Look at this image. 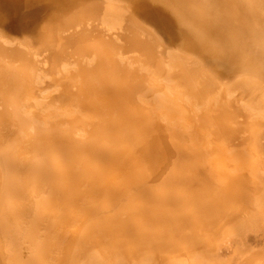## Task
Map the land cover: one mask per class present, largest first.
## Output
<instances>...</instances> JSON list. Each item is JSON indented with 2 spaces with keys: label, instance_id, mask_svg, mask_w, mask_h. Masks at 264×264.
Listing matches in <instances>:
<instances>
[{
  "label": "bare ground",
  "instance_id": "bare-ground-1",
  "mask_svg": "<svg viewBox=\"0 0 264 264\" xmlns=\"http://www.w3.org/2000/svg\"><path fill=\"white\" fill-rule=\"evenodd\" d=\"M228 2L233 53L219 63L234 67L217 78L204 73L198 57L163 47L139 24L140 18L111 1L38 0L39 10L49 17L20 39L29 51L15 49L18 40L0 35V264H83L95 253L108 264H144L146 254L155 264H169L166 258L175 255L196 264L197 246L206 253L216 251L217 234L233 224L240 235L253 231L256 237L261 230L256 239L264 241V212L256 220L254 216V207L264 205V184L258 186L250 170L256 165L250 158L254 145L263 137L258 128L249 134L250 117L235 104L216 106L208 119L187 123L181 115L173 120L172 125L183 124L189 138L171 126L164 136L160 133L158 116L165 119L182 108L183 86L203 91L197 101L210 109L212 94L224 98L239 86L248 89L250 105L262 103L264 0ZM137 11L136 16L147 15ZM169 25L170 33H176ZM91 29L103 46L109 40L102 39L104 34L116 38L112 32L128 42L123 52L131 50L134 68L124 60L126 54H120L121 60L99 43L89 47L95 58L83 60L81 49L89 48L80 41ZM189 32L196 41L204 38L198 20H192ZM68 39L77 45L69 49ZM113 61L131 89L123 87ZM146 62L160 78L142 68ZM70 69L76 70L69 75ZM91 72H102L114 108H103L97 95H89L95 88L87 84ZM223 77L231 81L225 84ZM165 80L175 87L172 93L162 92L166 102L159 95ZM208 81H216L215 88L209 89ZM72 100L88 105L91 117L72 108ZM130 106L108 132L116 112ZM189 124L203 128L201 137L207 133L209 139L200 138L195 145ZM233 167L239 171L231 173ZM262 248L245 245L237 264H264Z\"/></svg>",
  "mask_w": 264,
  "mask_h": 264
},
{
  "label": "rangeland",
  "instance_id": "rangeland-1",
  "mask_svg": "<svg viewBox=\"0 0 264 264\" xmlns=\"http://www.w3.org/2000/svg\"><path fill=\"white\" fill-rule=\"evenodd\" d=\"M38 0H0V35L4 34L5 36H10L11 38H15L18 40V44L14 47L18 50H26L29 51V46L26 43L20 41L23 37L32 34L39 29V25L41 24V20H46L49 17V13L47 14L46 11H40L39 6L42 4H37ZM86 3H93V2H101L102 4L107 3L108 1L121 4L124 13L130 14V16H135L138 21L139 18L141 19L140 25L143 27H148L154 33V36L161 41L163 47L171 50V52H177L179 54H185L192 57H198L201 64L204 66L205 74L208 76L218 77V75H224V71H230L233 69V65L230 62L225 64H220L219 61L221 57L226 58L227 56H232L230 47L233 45L232 38L234 36V28H233V17L230 14L231 5L229 4L228 0H85ZM107 1V2H106ZM194 1V2H193ZM39 3V2H38ZM140 14L144 13L147 14L145 17H141L140 15H134V11ZM199 10L202 12V16H199ZM136 14V13H135ZM48 16V17H47ZM140 16V17H139ZM199 21V35H203L204 38L199 37V40L196 41V37L192 36L189 32V27L192 23V20ZM146 20V21H145ZM179 20L184 21V25L180 26L178 23ZM146 23H145V22ZM149 23H148V22ZM38 24V25H37ZM172 25L177 31L170 33L168 25ZM102 25V24H101ZM151 25V26H149ZM155 25V26H154ZM169 25V26H170ZM153 26V28H152ZM103 27L104 31H109V25L103 23L101 26ZM158 28V29H157ZM147 29V28H146ZM155 30V31H154ZM179 32V33H178ZM84 38L81 39V43L85 47H93V44H100L103 49H105V45L107 48L111 50H115L116 54L119 55V58L123 60L124 57H120V54L125 55V61L128 62L127 64H131L134 68V63L131 61V50L123 52L124 49H127L129 46L128 42H124L122 39H119V36L115 32H112L111 35L116 36V38H110L109 35L106 33L102 39L109 38L107 43L103 46V42L98 36L95 29H91L88 33H86ZM90 34V35H89ZM20 36V37H19ZM22 36V37H21ZM197 42V44H196ZM179 45H178V44ZM196 44V45H195ZM77 45V44H76ZM73 39L67 40V47L72 49L75 47ZM194 48H186L187 46ZM96 48V47H95ZM93 49V48H92ZM123 49V50H122ZM81 58L83 60H91L95 58V53L93 50L88 49H81ZM221 52L224 54L221 55ZM187 53V54H186ZM192 54V55H191ZM195 54V55H194ZM127 56V58H126ZM220 58V59H219ZM113 65L117 67L116 70L117 75L121 77L123 83V87H127L131 89V86L125 80L121 69L119 67V63L116 61L112 62ZM110 63V64H112ZM224 63V62H223ZM109 64V65H110ZM142 68L150 72L154 75V77L160 78L157 74L156 70L153 66L149 63H144L141 65ZM165 66L169 68L168 61L165 60ZM115 68V67H114ZM76 69H70L68 74L71 75L74 73ZM102 73V72H101ZM101 73L91 72L89 78L87 79L88 87L94 86V92L88 91L89 95L93 96L94 94L99 97L101 100V106L108 107L109 110L114 108L115 104H111L113 99L115 98L113 95L109 94L106 88V80H102L100 78ZM93 77H99L100 79H96L95 81L92 80ZM51 77L48 74L47 78ZM226 79V80H225ZM66 80H69L66 78ZM231 81V78L223 77V83L228 84ZM66 83H70L66 81ZM217 82L216 81H208L206 86L209 85V89L215 88ZM56 83H53L51 87L55 86ZM160 86L161 92L159 95L161 99H164L166 102L167 99L169 100L166 94L162 93L163 91H168L172 93L175 87L171 84V81L165 80L162 81V85ZM50 87V88H51ZM226 88L228 85L225 86ZM49 88V89H50ZM184 91L182 94L179 95L180 101H182V108L179 110H172L173 115L167 117L165 119L160 118L159 120L163 122V127L160 131L163 136L169 130L171 126L175 129L176 132L180 131V134L183 136L184 139L189 138L187 137L184 132L183 124L181 122L175 123L172 125L173 120L180 119L183 115L185 121H197L200 117H205L208 119L209 112L215 110L216 106L221 107L224 109L230 104H235L240 110V113L247 114L251 121L253 119L259 120L260 124H255L249 120L246 125L249 129V134L253 135L257 132V128L262 130V137L256 145H254V150L252 155L250 156L251 159L256 161V165L250 167L251 175L255 174L258 186H261V183L264 184V98H260L262 103H257V105L252 106L249 103V95L248 89L246 86H239L235 91H226L224 93V98H218L217 95H211L209 97V102L212 109L208 108L205 104H201V102L197 101L198 99L203 98V91H196L195 93L189 92L188 88L183 86ZM206 89V88H205ZM245 89L246 93H243ZM52 94V93H51ZM203 94V95H202ZM210 94V93H209ZM133 100H136L135 96L132 94ZM47 99V98H46ZM129 101L128 99H126ZM68 101V99H67ZM72 108L80 111L81 113L87 115L88 117L92 113L91 110L88 108V105H81L79 103L73 104V100L68 102ZM135 103V102H134ZM164 103V102H163ZM106 104V106H105ZM155 107H158V103L154 102ZM219 108V110H221ZM132 109V106L126 109H120L116 112V118L112 123V126L108 130L111 132L114 128V125L117 123L121 117H123L127 112ZM259 112V113H258ZM263 114L259 116V114ZM90 113V114H89ZM91 117V116H90ZM108 125V123H107ZM191 134L194 138H196L195 145L199 142L200 138L209 139L207 133H204L203 137H201L202 129L197 127L194 129L192 124H189ZM176 128H178L176 130ZM255 129V131L253 130ZM186 130V131H189ZM194 130V131H193ZM200 132V133H199ZM255 151V152H254ZM254 154V156H253ZM244 170L248 172L247 166H244ZM239 171V169L234 168L231 170V173ZM232 176V175H231ZM254 176V177H255ZM260 179V181L258 180ZM261 182V183H260ZM264 203V202H263ZM254 211L256 213V217H259L264 212V205L260 202L258 205L254 207ZM234 226V227H233ZM233 227V228H232ZM239 229H236V225H230L229 228L221 230L217 234V249L216 251L212 252H205L199 250V246H197V253H199V258L196 259V264H237L240 258L239 256L243 252L242 247L244 248L245 245L250 246L253 250L262 251L264 247V241L256 238H261V230L255 234L253 231L242 232L241 235L238 232ZM238 232V233H237ZM241 232V231H240ZM234 234V235H233ZM239 235V236H238ZM244 236L243 238L240 236ZM253 236V237H252ZM246 237V238H245ZM248 237V238H247ZM245 243H243V241ZM245 238V239H244ZM241 247V249H240ZM261 249V250H260ZM217 252V253H216ZM248 252V251H247ZM246 252V253H247ZM245 253V254H246ZM244 254V255H245ZM148 260L144 264H155V261L151 258L149 254ZM239 258V259H238ZM199 259V260H198ZM166 260L169 264H187L186 256L184 255H175L173 257H167ZM83 264H108L104 258L95 253V256L91 257L89 261H84ZM111 264V263H109ZM118 264H123L119 261Z\"/></svg>",
  "mask_w": 264,
  "mask_h": 264
}]
</instances>
